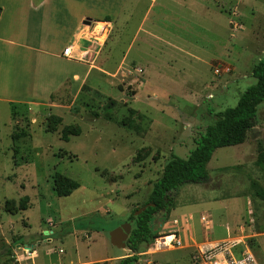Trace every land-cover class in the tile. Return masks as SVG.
Wrapping results in <instances>:
<instances>
[{
	"label": "rangeland",
	"instance_id": "1",
	"mask_svg": "<svg viewBox=\"0 0 264 264\" xmlns=\"http://www.w3.org/2000/svg\"><path fill=\"white\" fill-rule=\"evenodd\" d=\"M102 1L83 2V38L64 42L77 45L71 60L95 70L87 81L69 78L57 91L58 75L76 66L45 63L37 66L41 86L24 91L31 103L12 104L21 91H0V264H120L132 256L111 245V232L148 202L171 156L187 159L218 115L256 84L264 0ZM98 23L108 27L98 31ZM228 67L230 74H216ZM46 78H54L49 91ZM261 149L264 103L246 143L214 153L210 181L172 196V216L197 212L190 224L202 243L164 252L151 244L137 264H192L209 244L235 246L264 264ZM57 174L80 188L59 198ZM156 219L160 237L173 234L170 218ZM212 221L216 235L204 241Z\"/></svg>",
	"mask_w": 264,
	"mask_h": 264
},
{
	"label": "crops",
	"instance_id": "2",
	"mask_svg": "<svg viewBox=\"0 0 264 264\" xmlns=\"http://www.w3.org/2000/svg\"><path fill=\"white\" fill-rule=\"evenodd\" d=\"M83 2L104 1L0 0V91H21V96L15 97L12 104L24 105L31 103L29 101L31 100L30 95L24 93V91H35V86H41L37 83V66L39 65L45 63H60L62 65L63 62L76 66L67 75V70H63V73L58 75L61 80L55 88L57 91L63 87L67 79L71 78L76 82L87 81L95 71L88 64L63 57V51L69 46L73 47L74 54L77 51V45H66L64 42L74 38V41L79 43L83 38V24L84 20L88 18L81 10ZM100 25L102 26L101 30L108 27V24L98 23L97 29ZM67 31H69V35H67ZM46 79L49 84L45 90L49 91L54 78ZM33 98L36 97L33 96ZM223 201H227V199ZM183 205H190V202H182L179 207ZM196 213L195 210L190 211L189 207L186 212H180L174 216L172 214L168 223V228L171 229L169 232L177 233L178 239L186 249L185 251L191 250L202 243L197 242L195 226L190 224L191 222L188 220L190 215ZM231 225L230 222H225L224 225L228 236H231ZM215 235L212 221V229L207 231V237L204 238V241H211V237ZM221 240L225 239L215 241ZM125 255L113 258V260H119ZM124 259L126 257L122 260Z\"/></svg>",
	"mask_w": 264,
	"mask_h": 264
},
{
	"label": "trees",
	"instance_id": "3",
	"mask_svg": "<svg viewBox=\"0 0 264 264\" xmlns=\"http://www.w3.org/2000/svg\"><path fill=\"white\" fill-rule=\"evenodd\" d=\"M256 84L244 92L235 108H230L218 115V121L207 128L206 132L196 141V148L187 159L172 155L167 162L160 180L153 187L147 204L148 208L140 216H135L139 210L133 211L129 222H133V231L129 237L127 248L132 256L120 264H137L140 255L147 252L148 247L160 236L156 230V216L163 214L164 222L170 218L175 203L171 191L178 192L185 185L202 184L210 181L208 165L214 153L222 148L243 145L248 134L258 124V109L264 103V60L253 68ZM257 164L264 172V149H261ZM55 186L59 198H68L80 188V184L57 174ZM260 198L264 201V192ZM143 206V207H144Z\"/></svg>",
	"mask_w": 264,
	"mask_h": 264
},
{
	"label": "built area",
	"instance_id": "4",
	"mask_svg": "<svg viewBox=\"0 0 264 264\" xmlns=\"http://www.w3.org/2000/svg\"><path fill=\"white\" fill-rule=\"evenodd\" d=\"M63 57L73 59V47L69 46L63 51ZM230 74L231 68L225 71L216 70V74ZM188 220H192L190 217ZM201 221L209 226L211 223L207 216L201 217ZM168 238H173L168 241ZM157 251H167L176 249L181 246V241L177 237V233L163 235L156 239L152 245ZM60 250V253H63ZM192 264H260L257 259L250 253L242 252L235 246L228 244H209L201 246L194 255Z\"/></svg>",
	"mask_w": 264,
	"mask_h": 264
},
{
	"label": "water",
	"instance_id": "5",
	"mask_svg": "<svg viewBox=\"0 0 264 264\" xmlns=\"http://www.w3.org/2000/svg\"><path fill=\"white\" fill-rule=\"evenodd\" d=\"M88 23L90 24L91 21H89ZM175 192L176 191L174 189L171 191L172 196L174 195ZM151 207H155V205L147 204L146 206L139 209L135 213V216H140L142 213L146 212L148 208H151ZM132 231H133V222H127L123 224L121 227H119L118 229L112 231L110 234L111 245L118 249H122V250L128 249L127 244H128L129 237L132 234ZM27 247L35 248V246H31V245Z\"/></svg>",
	"mask_w": 264,
	"mask_h": 264
},
{
	"label": "bare ground",
	"instance_id": "6",
	"mask_svg": "<svg viewBox=\"0 0 264 264\" xmlns=\"http://www.w3.org/2000/svg\"><path fill=\"white\" fill-rule=\"evenodd\" d=\"M101 28H102V26L100 25L98 31H103V30H101ZM95 32H97V30H96ZM101 33H102V32H101ZM96 36H98V35L96 34ZM103 42H104V41H103ZM172 239H173V238H168V241H170V240H172Z\"/></svg>",
	"mask_w": 264,
	"mask_h": 264
}]
</instances>
